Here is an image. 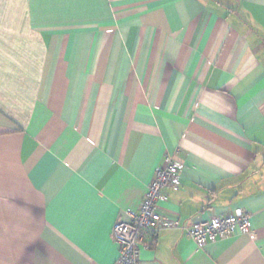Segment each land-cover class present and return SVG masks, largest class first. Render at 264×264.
<instances>
[{
	"label": "crops",
	"instance_id": "1",
	"mask_svg": "<svg viewBox=\"0 0 264 264\" xmlns=\"http://www.w3.org/2000/svg\"><path fill=\"white\" fill-rule=\"evenodd\" d=\"M167 157L141 264H264V0H0V264H120ZM236 208L249 235L187 237Z\"/></svg>",
	"mask_w": 264,
	"mask_h": 264
},
{
	"label": "built area",
	"instance_id": "2",
	"mask_svg": "<svg viewBox=\"0 0 264 264\" xmlns=\"http://www.w3.org/2000/svg\"><path fill=\"white\" fill-rule=\"evenodd\" d=\"M165 163L155 172L137 211H127L129 221H123L120 216L114 226L113 239L119 249L120 264H141L142 249H150L146 235L179 228L178 219L168 213L164 204L169 201V190L180 189L184 164L172 157H167ZM252 229L253 215L236 208L224 216L195 223L185 232L198 247L204 248L240 234L249 235Z\"/></svg>",
	"mask_w": 264,
	"mask_h": 264
}]
</instances>
